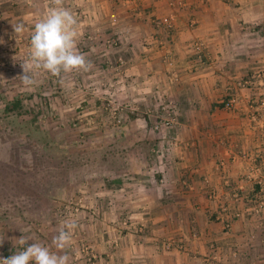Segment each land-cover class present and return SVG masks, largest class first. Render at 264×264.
Masks as SVG:
<instances>
[{
    "label": "crops",
    "instance_id": "obj_1",
    "mask_svg": "<svg viewBox=\"0 0 264 264\" xmlns=\"http://www.w3.org/2000/svg\"><path fill=\"white\" fill-rule=\"evenodd\" d=\"M63 5L78 19L77 43L86 47L91 70L115 74L103 90L142 100L163 84L176 115L173 128L155 133L147 124L153 119L146 103L138 102L144 114L130 115L129 126L145 128L150 155L133 150L130 161L119 159L114 170L105 168L109 154L117 153L102 140L109 135L87 134L101 141L89 150L105 154L96 172L87 171L84 185L93 214L104 219L95 226L106 230L103 242L92 240L97 251L108 254L96 264H264V210L260 216L249 210L263 160L264 113L255 121L249 115L264 98V83L255 78L264 74V0H63ZM164 17L172 18L170 29L160 23ZM95 58L103 63L95 66ZM122 76L130 82L122 83ZM243 80L250 84L241 87ZM231 98L237 104L225 109ZM135 130L118 134L133 136ZM235 213L240 217L222 230L218 216L230 220ZM121 214L133 228L143 225L146 234L128 232L115 248L116 226L109 220ZM9 244L2 248L10 252L5 258L16 249Z\"/></svg>",
    "mask_w": 264,
    "mask_h": 264
},
{
    "label": "rangeland",
    "instance_id": "obj_2",
    "mask_svg": "<svg viewBox=\"0 0 264 264\" xmlns=\"http://www.w3.org/2000/svg\"><path fill=\"white\" fill-rule=\"evenodd\" d=\"M53 6L54 0H0V240H3L0 259L10 253L2 249L7 246L6 242L17 252L33 242L56 251L52 239L64 227L63 222L84 221V225H77L79 230L73 231L71 243L64 251L70 257L69 264H96L99 256L105 260L108 254L97 251L92 240L101 241L106 230L102 224L95 226L96 221L104 219L93 214V207L85 198L88 190L84 185L87 171L96 172L105 154H99L100 149L89 150L90 146L99 147L101 141L94 137L89 140L87 134L93 135L99 130L109 135L102 140L111 142L110 149L117 152L109 154L110 164L105 168L110 170L118 166L115 162L119 159H126L128 163L133 150L142 157L149 156L143 144L145 128L138 126L137 129L135 125L136 130L130 128V115L144 114L146 109L145 113L153 119L147 120L148 126L155 133L160 132L155 127L161 121V102L169 94L163 84H158L151 98L137 100L126 92L118 96L116 90L112 93L102 88L103 84L111 87L116 80L109 70L101 74L80 70L62 73L59 77L44 70H33L32 83H25L23 64L30 57L34 26ZM18 24L24 26L19 34L13 27ZM78 48L85 52V46ZM98 60H93L95 66L103 63H97ZM122 79L124 84L130 82L125 76ZM16 99L21 101L19 109L13 108ZM138 102L146 103L145 108ZM127 130L139 132L133 136L118 134ZM161 150L159 146L157 151ZM148 151L160 155L157 151ZM60 197L65 200H58ZM111 219L110 223L116 227L112 236L110 231L107 233L115 248L128 232L134 231L138 238L146 234L140 223L133 228L132 220L125 214ZM21 237L27 241L23 246L17 241Z\"/></svg>",
    "mask_w": 264,
    "mask_h": 264
},
{
    "label": "clouds",
    "instance_id": "obj_3",
    "mask_svg": "<svg viewBox=\"0 0 264 264\" xmlns=\"http://www.w3.org/2000/svg\"><path fill=\"white\" fill-rule=\"evenodd\" d=\"M77 26L78 19L74 12L64 7L63 0H54V6L34 26L30 39V57L23 64L25 83H32L33 70H44L59 77L62 73L80 70L88 72L92 69V62L78 48ZM13 27L17 34L24 31L22 24ZM63 223L64 227L52 239V246L56 251L42 243H28L23 250L0 259V264H69L70 257L64 250L70 245L77 224L68 221ZM17 241L21 246L27 243L24 237Z\"/></svg>",
    "mask_w": 264,
    "mask_h": 264
},
{
    "label": "built area",
    "instance_id": "obj_4",
    "mask_svg": "<svg viewBox=\"0 0 264 264\" xmlns=\"http://www.w3.org/2000/svg\"><path fill=\"white\" fill-rule=\"evenodd\" d=\"M162 25H164L165 27H167L168 29L171 28V23H172V18L171 17H164L161 19L160 22ZM196 49L197 51H201V48L196 45ZM255 78L258 79V85H263L264 83V74L259 72L256 73ZM241 87H246L250 84L249 80H243L240 83ZM161 108H160V114H161V121H159L158 124H156L155 129H160L162 131V129H170L173 128V125H175L176 123V115H175V110H174V103L173 101L168 98L166 100H164L163 102H161ZM237 104V100L236 98H231L230 100L224 102L223 107L225 109H231L234 107V105ZM258 113H264V98L259 97L256 100V104L250 107V115L249 118L253 121L256 120V117L259 116ZM164 115V117H162ZM260 130H261V135L264 137V124H262L260 126ZM261 172V177L258 179L257 181V190L254 193V197L252 199V206L249 208V210L253 213V215L255 216H260L261 212L264 210V142H263V160H262V165L260 167ZM256 171V169H251L249 171V173L247 174L248 178H253L254 176V172ZM212 198L218 202L219 197L217 195H213ZM221 209V213L225 211V207H222ZM240 217V214L235 213L232 216V219L230 220H224L222 219L220 216H218V222L220 223L222 230L224 231H228L231 228L232 225V221L234 219H237ZM166 244V249L169 248L170 243H165Z\"/></svg>",
    "mask_w": 264,
    "mask_h": 264
},
{
    "label": "trees",
    "instance_id": "obj_5",
    "mask_svg": "<svg viewBox=\"0 0 264 264\" xmlns=\"http://www.w3.org/2000/svg\"><path fill=\"white\" fill-rule=\"evenodd\" d=\"M20 106H21V101H20L19 99H16L15 102H14V106H13V108H15V109H19ZM18 107H19V108H18ZM15 252H17V251H12V254H14Z\"/></svg>",
    "mask_w": 264,
    "mask_h": 264
}]
</instances>
